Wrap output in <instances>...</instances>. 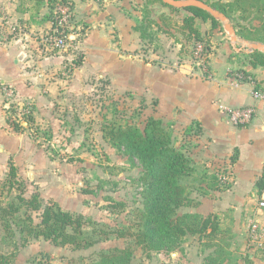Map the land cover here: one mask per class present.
Returning <instances> with one entry per match:
<instances>
[{"label":"crops","instance_id":"1","mask_svg":"<svg viewBox=\"0 0 264 264\" xmlns=\"http://www.w3.org/2000/svg\"><path fill=\"white\" fill-rule=\"evenodd\" d=\"M48 1L0 0V203L6 205L2 199L9 189L17 191L15 183L25 188L15 195L31 198L38 194L43 205L54 201L63 208V201L72 198L74 165L61 154L51 157L47 150L51 140L46 144L34 138L33 126L55 130L61 122L59 113L63 111L69 118L73 110L64 107L65 102L100 86L117 95L133 94L135 100L149 97V117L170 125L174 136H179L177 145L197 165L205 166L209 173L228 175L222 190H209L206 195L193 190L191 197L197 204L182 207L181 212L250 217L264 223V209L258 207L264 190L257 186L264 175V98L257 96L264 93V67L252 66L250 52L235 46L240 37L236 34L233 40L226 28L219 27L220 32L209 22L197 21L213 46L211 73L207 78L192 75L175 62L181 44L175 40L168 45L161 34L159 47H149V53L161 52L163 58L157 56V62L147 63L138 54L144 41L126 12L132 10V0H70L75 41L69 49L53 51L44 40L53 28ZM244 42L245 46L251 43ZM77 53L82 55L79 62ZM73 61V71L66 75L65 68ZM137 65L149 69V82L137 77ZM238 70L251 73L249 79L256 81L239 80ZM7 87L14 91L15 104L32 105L34 121L29 128L17 131L9 123ZM250 106L255 109L250 123L237 125L230 119L228 110ZM12 115L25 127L29 125L19 108ZM10 163L16 168L15 177L9 176ZM0 225L4 227L1 217ZM247 237L250 264H264V245H255ZM12 249L0 235V253ZM188 250L186 247L185 252Z\"/></svg>","mask_w":264,"mask_h":264},{"label":"rangeland","instance_id":"2","mask_svg":"<svg viewBox=\"0 0 264 264\" xmlns=\"http://www.w3.org/2000/svg\"><path fill=\"white\" fill-rule=\"evenodd\" d=\"M61 2L68 3L71 6L73 20V3L70 0ZM131 3L132 10L126 9V12L132 18L136 28L141 26L142 20L148 21L149 16H146L143 12L146 6L152 9L151 16L156 19H159L162 14L172 17L173 23L177 25L171 28L170 33L173 35L174 32L178 31V25L182 23L183 18L187 15L184 10L171 11L160 3L147 5L146 0H132ZM197 21L202 20L198 19ZM207 22L211 23L210 21ZM222 23L223 25L219 26L222 27L221 30L223 31V28H226L227 33H229L224 21ZM219 27H217L218 31H220ZM75 30L76 27L68 29L70 32ZM160 34L165 37L168 45L176 40L171 34ZM160 34L156 41L143 39L144 44L138 50V54L143 56L147 63L157 62L158 58L159 60L163 58L161 52L157 55L153 53L154 51L149 53V47L151 49L159 47V42L162 41ZM225 35L226 32H223L222 37ZM81 36L83 37V35ZM178 38L183 42L184 48L181 44L182 51L174 58L176 64L186 68L188 74L202 76L206 68L209 67V57L212 53L213 46L210 43L209 36L205 35L204 42H199L202 43L200 45L202 51L204 50L205 58H197V45L199 46V43L186 42L181 34H178ZM74 41L72 40L70 43L72 44ZM220 41L223 42L221 39ZM251 44L259 43L251 42ZM235 46L242 48L244 51L249 49L245 46L244 40L240 38L235 42ZM49 50L54 51L57 49L50 47ZM169 50L168 54L173 59L171 48ZM151 57H154L153 60ZM80 59H82V55L77 53L75 60L79 62ZM73 63L65 68L66 75H71L75 65L74 61ZM136 71L137 77L141 81L149 82V69L137 65ZM209 71L211 73V68ZM86 93H84V96H76L63 104L64 107L73 108V110L69 118H66L67 115L63 111L59 113L61 122L55 130L34 125L32 134L34 138L40 139L46 144L51 140V144H48L49 148L47 149L51 152V157L61 154L74 165V193L72 198L63 201V208L74 214L84 216V233L86 236L96 239V242L92 246L80 248L74 245H55L48 240H37L39 238L21 235L18 230L13 236L2 224L0 225V235L5 237L6 242L12 245L13 249L11 251L18 248L17 257L11 264L92 263L98 261L105 251L116 247L125 248L129 245L134 249L132 264L141 261L146 264H205L207 257L214 254L217 248L211 246L215 244L214 242L208 238H201L199 235L186 236L182 243V245H186L185 248L181 246L180 250L172 253L152 252L150 257H147L142 248L133 242L132 237L128 235L126 237L118 236V231L136 230L135 223H137L139 212L143 208L144 186L141 181L143 167L138 160L130 158L105 140L101 127L106 121L118 123L130 121L143 127L145 121L149 118V97L138 96L139 98L135 100L133 94L117 95L109 87L102 88L100 86H96L95 90H89ZM7 113L8 116L13 114L8 111ZM177 137H179L178 134L175 135L176 139ZM66 140L68 144H65ZM15 186L18 192L21 190L24 192L25 188L20 187L18 183H15ZM17 191L9 189L8 193H5L2 202L5 204L12 201L18 203L17 196L20 194L15 195V193H18ZM46 202L45 204H47ZM24 211L25 207L15 217H24ZM32 215L35 222H38L40 219L39 212H32ZM15 217L12 218L13 222L16 219ZM217 217L222 229L226 232H223V235L218 236L217 239L223 240L224 238L229 242L233 259L240 264H244L245 257L249 253L247 235L251 218H231L229 215H217ZM13 228L17 229L14 225ZM244 228L245 230H243ZM186 247L189 249L188 253L185 252ZM177 252L179 256L171 255ZM179 257H182L181 259L184 257L186 261L182 262Z\"/></svg>","mask_w":264,"mask_h":264},{"label":"trees","instance_id":"3","mask_svg":"<svg viewBox=\"0 0 264 264\" xmlns=\"http://www.w3.org/2000/svg\"><path fill=\"white\" fill-rule=\"evenodd\" d=\"M39 4L45 0H36ZM63 0H49L51 13L49 19L53 23L57 20L54 13L57 6ZM178 1V0H176ZM211 5L219 13L223 14L235 29L236 34L243 40L264 45V0H202ZM160 3L171 11L184 10L187 15L178 25V31L171 34V28L177 26L170 15L162 14L159 19L152 15V9L145 7L143 12L148 21L142 20L137 30L142 39L155 40L160 33L171 34L176 41L182 44L178 34L183 36L186 42H204L197 20L210 21L212 28L222 26V20L216 18L208 11L190 6L177 8L166 4L163 0H146L147 5ZM258 21V22H255ZM147 23V24H146ZM225 23V22H224ZM252 66L264 67V52L254 49L248 54ZM208 60V59H207ZM209 68V67H208ZM241 74L239 80L256 81L250 78L251 73L238 70ZM208 72L204 77H208ZM258 89V88H257ZM32 105L24 104V107ZM8 112H15V108H7ZM29 125L25 127L20 121L9 116V123L19 131L29 128L34 121L32 111L23 112ZM103 137L109 143L123 151L127 156L136 159L143 167V208L135 223V231H118L119 237L127 235L133 238V242L142 248L147 257L152 252H167L180 250L183 240L188 235H199L208 238L215 244L214 254L207 257L205 264H240L232 257L230 243L224 238L217 239L225 232L216 214L203 216L198 213L184 212L180 209L185 206L196 205L191 197L193 190L198 189L201 194H207L209 190H222L226 187V181L221 173H209L205 166L197 165L193 158L186 154L184 147L176 143L174 131L163 120L149 117L143 127L136 123L126 121H106L102 127ZM233 159H235L233 157ZM10 177L16 176V168L10 163ZM258 188L264 190V175L257 183ZM16 200V199H15ZM18 203L12 201L6 205L0 203V217L4 219V227L15 236L16 231L21 235L30 237H43L55 245H74L77 248L92 246L96 239H92L84 233V216L74 214L63 209L57 202L51 201L43 205L38 194L26 198L23 194L17 196ZM25 207L24 217H15ZM32 212H39V221L35 222ZM17 227L15 230L12 224ZM226 233V232H225ZM18 248L8 254L0 253V264H11L17 257ZM134 249L132 246L125 248L116 247L101 254L98 261L83 264H132ZM136 264H146L137 262ZM244 264H250L248 256Z\"/></svg>","mask_w":264,"mask_h":264},{"label":"built area","instance_id":"4","mask_svg":"<svg viewBox=\"0 0 264 264\" xmlns=\"http://www.w3.org/2000/svg\"><path fill=\"white\" fill-rule=\"evenodd\" d=\"M55 13L57 14V20L55 23H53V28L45 37V42L52 48L57 50H64L68 49L72 44L70 41L73 40L72 33L68 31V29H71L73 27L72 23V8L68 3H61L57 6ZM202 43H199V46L197 45V58H202L204 56V50L202 51L201 45ZM247 47H249L248 51L252 52L255 48L251 43L246 44ZM209 73L208 67L206 68L205 72ZM203 73V75H204ZM239 77H241V74H239ZM5 95H6V109L7 108H19L20 112H30L31 107L27 106L24 107L23 105H17L14 103L13 97H14V91L11 87H7L5 89ZM257 96L264 98V93ZM255 114V109L253 106L250 107H243L239 109H230L228 110V115L230 119L237 125H246L251 122L253 116ZM221 177L225 179V181L228 178V175L225 172H221ZM259 209H264V199L260 200L258 203ZM249 240L251 243L263 246L264 245V223H262L258 219H251L249 223Z\"/></svg>","mask_w":264,"mask_h":264},{"label":"water","instance_id":"5","mask_svg":"<svg viewBox=\"0 0 264 264\" xmlns=\"http://www.w3.org/2000/svg\"><path fill=\"white\" fill-rule=\"evenodd\" d=\"M163 1L166 4L172 5V6L177 7V8H187L190 6H195V7H199V8H202V9L208 11L209 13H211L216 18L224 21L232 39L233 40L237 39L235 29L228 22L227 18L223 14L219 13L216 9H214L211 5L206 3L205 1H202V0H178V1H176V0H163ZM252 45L255 49H259V50L264 52V45H262V44H252Z\"/></svg>","mask_w":264,"mask_h":264}]
</instances>
